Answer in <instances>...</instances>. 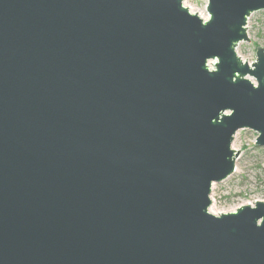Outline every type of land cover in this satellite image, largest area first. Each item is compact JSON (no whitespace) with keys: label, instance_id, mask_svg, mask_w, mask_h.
Listing matches in <instances>:
<instances>
[{"label":"water","instance_id":"1","mask_svg":"<svg viewBox=\"0 0 264 264\" xmlns=\"http://www.w3.org/2000/svg\"><path fill=\"white\" fill-rule=\"evenodd\" d=\"M206 1L0 0V264H264V200L208 210L264 147V0Z\"/></svg>","mask_w":264,"mask_h":264},{"label":"rangeland","instance_id":"2","mask_svg":"<svg viewBox=\"0 0 264 264\" xmlns=\"http://www.w3.org/2000/svg\"><path fill=\"white\" fill-rule=\"evenodd\" d=\"M206 2L184 0L183 4L191 12L206 19ZM246 26L249 41L240 42L236 53L242 60L252 63L256 46L264 49V11L253 12ZM256 137L257 132L251 129H240L235 133L231 145L233 149L239 150L235 169L224 180L212 184L211 204L208 208L211 213L231 212L241 205L264 200V147L255 145Z\"/></svg>","mask_w":264,"mask_h":264}]
</instances>
